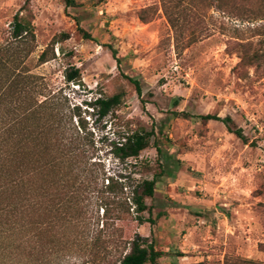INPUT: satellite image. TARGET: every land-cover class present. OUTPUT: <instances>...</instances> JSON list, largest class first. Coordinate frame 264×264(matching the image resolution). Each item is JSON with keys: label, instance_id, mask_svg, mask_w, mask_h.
Here are the masks:
<instances>
[{"label": "rangeland", "instance_id": "374dc122", "mask_svg": "<svg viewBox=\"0 0 264 264\" xmlns=\"http://www.w3.org/2000/svg\"><path fill=\"white\" fill-rule=\"evenodd\" d=\"M26 1L35 41L28 56L17 53L18 69L38 76L32 86L55 93L75 125L83 121L87 167L124 181L128 204L137 181L155 178L143 220L132 213L116 221L123 237L151 242L164 252L159 264H264V63L255 68L239 57L241 42L248 51L258 46L250 29L264 22L251 12L257 3L0 0V42ZM61 32L68 37L54 44V57L39 63ZM72 69L79 79L67 80ZM116 93L120 102L102 115L96 99ZM207 113L230 116L246 141L220 120L203 121ZM142 128L154 132L149 145L137 158H119L116 147ZM83 197L82 214L100 222L102 209Z\"/></svg>", "mask_w": 264, "mask_h": 264}, {"label": "trees", "instance_id": "16d2710c", "mask_svg": "<svg viewBox=\"0 0 264 264\" xmlns=\"http://www.w3.org/2000/svg\"><path fill=\"white\" fill-rule=\"evenodd\" d=\"M254 1L257 11H251L253 17L264 19V0ZM64 2L65 6L76 5L75 0ZM26 5L27 1L12 17L10 39L0 42V264H159L163 251L151 242L144 245L137 234L124 238L116 224L132 213L141 222L143 213L150 212L145 198L153 196L155 178L137 181L129 204L121 200L124 181L87 167L89 140L83 121L79 119L75 125L55 93L43 94L42 86H32L38 76L18 69L19 56H28L35 41ZM76 29L83 39H92L83 28ZM250 29L258 36V46L248 51L249 43L241 42L240 62L259 68L264 63V22ZM66 37V32L54 36L37 61L53 58L54 44ZM112 53L115 56L114 50ZM116 63L119 65L118 58ZM124 77L140 94L138 81ZM66 78L79 79V70L72 69ZM96 101L103 115L120 102V95ZM200 118L220 120L246 141L240 128L231 127L230 116L207 113ZM153 134L152 129L143 128L130 132L116 147V154L121 159L137 158ZM157 151L161 152L159 147ZM82 194L102 209L100 222L82 214ZM241 264L258 262L245 258Z\"/></svg>", "mask_w": 264, "mask_h": 264}]
</instances>
